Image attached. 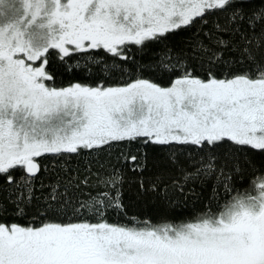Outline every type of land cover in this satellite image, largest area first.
Returning a JSON list of instances; mask_svg holds the SVG:
<instances>
[{
  "label": "snow or ice",
  "instance_id": "snow-or-ice-1",
  "mask_svg": "<svg viewBox=\"0 0 264 264\" xmlns=\"http://www.w3.org/2000/svg\"><path fill=\"white\" fill-rule=\"evenodd\" d=\"M0 264H264V0H0Z\"/></svg>",
  "mask_w": 264,
  "mask_h": 264
},
{
  "label": "trees",
  "instance_id": "trees-1",
  "mask_svg": "<svg viewBox=\"0 0 264 264\" xmlns=\"http://www.w3.org/2000/svg\"><path fill=\"white\" fill-rule=\"evenodd\" d=\"M59 79H63V78H59ZM200 189L197 188V191H199ZM136 209H133V213H135Z\"/></svg>",
  "mask_w": 264,
  "mask_h": 264
}]
</instances>
